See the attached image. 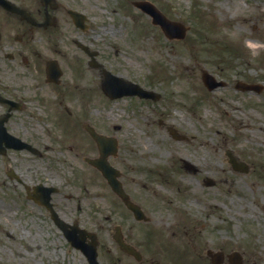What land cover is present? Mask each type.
<instances>
[{
    "label": "rangeland",
    "instance_id": "1",
    "mask_svg": "<svg viewBox=\"0 0 264 264\" xmlns=\"http://www.w3.org/2000/svg\"><path fill=\"white\" fill-rule=\"evenodd\" d=\"M152 1L172 18L191 26L185 39L170 40L146 13L132 4L120 6L119 0H110L107 21L93 25L87 34H92L103 56L111 58L110 67L159 91V100L109 99L99 89V74L91 69L84 74L85 81L77 78L75 65L69 62L74 61L75 45L65 36L58 41L64 80L72 89L76 86L78 91L87 90L90 122L99 129L115 132L122 146L135 143L139 148L132 161L140 170L132 175H138L143 186L149 187L146 193L157 200L159 207L179 214L182 210L183 217L189 213L200 219L197 223L206 224L201 227L204 234L225 244L229 242L264 264V94L237 92L232 85L237 78L264 83V0ZM200 11L205 15V25L193 15ZM210 20H214V27ZM71 30V26L65 28V32ZM199 31L204 33L200 40ZM211 40L233 42L240 50L230 57L219 51L216 61L208 50ZM202 67L230 85L208 90L201 79ZM37 110L48 114L41 108ZM67 118L75 133L85 140L78 124ZM162 118L187 133L190 140L174 139L162 127ZM40 123L47 128V147L43 156H31L29 161L40 172V180L47 185L64 186L67 179L96 175L83 161V153H90L91 148H69L63 142L66 137L57 136V124L53 133L46 116ZM58 123L66 128L67 123ZM115 124L121 127L115 130ZM57 137L62 142L58 143ZM231 147L243 161L254 164L253 169L233 170L225 160V152ZM183 158L193 161L200 171L184 169ZM149 167L155 169L152 174L145 170ZM206 175L220 178L219 183L206 185ZM74 182L80 195L72 192L77 202L84 204L87 197L80 191L83 184ZM94 187L98 191L93 193L104 191L98 183ZM94 202L103 209L102 215L95 212L89 223L95 227L94 221L98 222L110 206L106 198ZM0 204V264L85 262L80 253L67 252L57 225L40 204L24 195L18 197L9 189L0 190Z\"/></svg>",
    "mask_w": 264,
    "mask_h": 264
},
{
    "label": "flooded vegetation",
    "instance_id": "2",
    "mask_svg": "<svg viewBox=\"0 0 264 264\" xmlns=\"http://www.w3.org/2000/svg\"><path fill=\"white\" fill-rule=\"evenodd\" d=\"M108 7L109 0H0V190L9 189L18 197L28 198L29 190L40 182V172L32 168L29 161L31 156H42L47 147L44 139L47 128L40 123L45 116L53 125V133L55 125H60L63 132L57 136L63 139L64 135L63 142L72 134L78 136L67 117L72 119L85 135V140L81 139L85 143L81 146L94 149L95 140L85 128L87 123L92 124L88 120V92L78 91L76 86L72 89L64 75L57 83V60L64 71L58 41L65 36L74 43V61L69 59V62L75 65V76L80 80L85 81L84 74L89 69L100 77L105 69L122 75L119 69L110 67L111 58L103 56V50L94 43L92 34H87L94 22L107 21ZM71 11L77 12L85 29L75 24ZM69 26L72 30L65 32ZM94 52L98 67L90 64ZM260 93L264 94V85ZM37 108L48 114L40 113ZM60 120L67 123L65 129L58 123ZM161 122L167 127L163 119ZM115 127L121 125L115 124ZM97 130L113 134L106 128ZM57 142H62L59 137ZM120 142L113 164L120 169L119 179L129 200L140 210L135 211L117 195L102 174L70 178L64 186L57 183V197L52 200L57 206V217L62 220H57V229L65 247L70 248L67 252H81L83 264H91L87 254L73 245L66 231L90 246H93L92 233L95 232L99 264H213L215 261L217 264H259L258 257L204 234L201 227L206 224L197 223L200 219L187 212L181 217L169 213L170 209L159 207L157 200L146 193L149 187L143 186L138 175H132L140 170L132 161L139 148L135 143L122 146L123 142ZM122 149H125L124 153ZM253 166L249 164L246 172ZM200 169L191 171L197 173ZM145 170L153 173L152 168ZM215 179L220 181V178ZM75 180L83 184L80 191L87 197L84 204L77 202L76 194L80 193L73 186ZM95 183L105 192L93 193L97 189ZM99 197L106 198L110 207L105 209L104 218L94 221L95 228L89 223L95 212H103L99 203L94 202ZM82 216L87 218L82 219Z\"/></svg>",
    "mask_w": 264,
    "mask_h": 264
},
{
    "label": "water",
    "instance_id": "3",
    "mask_svg": "<svg viewBox=\"0 0 264 264\" xmlns=\"http://www.w3.org/2000/svg\"><path fill=\"white\" fill-rule=\"evenodd\" d=\"M139 5H141L145 10L149 11L150 13L153 14L154 16V20L155 22H158L160 24H162L164 30L168 33V34H178L179 36H183V33L185 31V28H178L177 27V22L169 20L168 18L165 17V15L157 8L155 7L153 4H150L148 2H138ZM174 32V33H172ZM204 79L206 81V83H211L212 80H214V78L212 77V75H210L207 72H204ZM107 91L109 93H112L114 95H121L125 92H131V91H123V90H117L115 91V89L113 90V87H109L107 86ZM140 92V91H139ZM145 91L141 90V94H143ZM56 221H57V217L54 216Z\"/></svg>",
    "mask_w": 264,
    "mask_h": 264
},
{
    "label": "bare ground",
    "instance_id": "4",
    "mask_svg": "<svg viewBox=\"0 0 264 264\" xmlns=\"http://www.w3.org/2000/svg\"><path fill=\"white\" fill-rule=\"evenodd\" d=\"M254 45V47H258V45H255V44H253ZM0 206H1V204H0Z\"/></svg>",
    "mask_w": 264,
    "mask_h": 264
}]
</instances>
